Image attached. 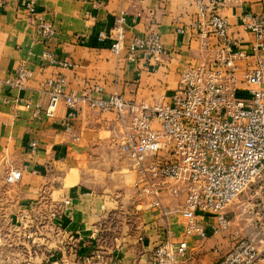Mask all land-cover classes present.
I'll use <instances>...</instances> for the list:
<instances>
[{
  "label": "crops",
  "instance_id": "obj_1",
  "mask_svg": "<svg viewBox=\"0 0 264 264\" xmlns=\"http://www.w3.org/2000/svg\"><path fill=\"white\" fill-rule=\"evenodd\" d=\"M211 1L204 0L208 13ZM121 10L127 13L126 36L117 54L109 34ZM218 12L229 23L234 50L246 55L237 64L239 87L248 88L245 73L264 51H254L257 36L242 18L264 16V0H222ZM199 19L195 0H37L33 12L24 0H0V264H153L167 222L172 240L188 243L176 264H214L227 254L229 230L186 235L180 213L166 219L149 196L136 198V170L120 160L125 130L116 110L80 103L70 132L62 127L71 112L66 102L52 118L26 106L47 107V81L55 77L65 78L69 93L120 92L137 102H160L178 88L187 68L213 63L222 52L218 35L208 43L201 37ZM42 21L55 26L53 37L40 36ZM151 32L168 50L154 70L141 54L129 57L132 39ZM47 51L62 64L45 59ZM20 67L31 76L7 83ZM24 166L19 180H7ZM184 200L163 196L167 208ZM4 221L15 231H6Z\"/></svg>",
  "mask_w": 264,
  "mask_h": 264
},
{
  "label": "built area",
  "instance_id": "obj_2",
  "mask_svg": "<svg viewBox=\"0 0 264 264\" xmlns=\"http://www.w3.org/2000/svg\"><path fill=\"white\" fill-rule=\"evenodd\" d=\"M195 1L200 15L196 28L207 43L211 34L218 35L222 52L213 63L187 68L178 88L160 102H137L120 92L100 97L69 93L65 78L55 77L47 81L48 106L31 102L26 106L52 118L60 102H66L71 112L62 127L70 132V119L80 103L116 110L129 156L139 172L138 190L151 198L150 205L159 207L166 219L171 213H180L186 235L207 237L228 228V207L255 182L264 180V88L260 86L264 82V53L258 54V63L245 73L249 87L240 88L237 59L246 55L234 50L236 42L230 36L229 23L218 12L222 0H212L209 13L204 0ZM24 2L28 10H35L37 0ZM242 21L257 36L254 51H264V16L248 13ZM126 22L127 13L121 10L109 34L117 54L124 47ZM38 32L47 39L56 34V28L42 21ZM129 51L132 60L141 54L153 70L168 53L157 32L135 36ZM43 57L52 64H62L52 52ZM31 74L20 67L17 78L6 82L19 85ZM25 169L12 170L7 180H19ZM166 194L183 195L185 200L176 209L167 208L163 203ZM187 249L186 241L172 240L167 222L166 236L154 249L153 264H176ZM214 264H264V245L242 238Z\"/></svg>",
  "mask_w": 264,
  "mask_h": 264
},
{
  "label": "rangeland",
  "instance_id": "obj_3",
  "mask_svg": "<svg viewBox=\"0 0 264 264\" xmlns=\"http://www.w3.org/2000/svg\"><path fill=\"white\" fill-rule=\"evenodd\" d=\"M125 143L126 141H125V131H124V138L122 140V145H123L122 150L125 152L124 153L125 155L122 158H120V160L124 161L126 165L130 164L132 168H135L133 160L129 156L128 149ZM135 170H136L135 180L137 182L139 178V172L136 168ZM136 194L138 195L136 196V198L147 197V195L143 194L138 190L137 185H136ZM227 216L230 221V224L229 227L224 230L230 231L231 242H232L231 246H233L242 238H250L255 240L258 244L260 243L261 246L264 245V180L263 178L255 182V184L252 185L251 188L245 190V192H243L237 197V199L228 207ZM4 222H5L4 228L6 229V231H15V226H13L8 221H4ZM2 225H3L2 222H0V231ZM1 242H2V238H0V245Z\"/></svg>",
  "mask_w": 264,
  "mask_h": 264
}]
</instances>
